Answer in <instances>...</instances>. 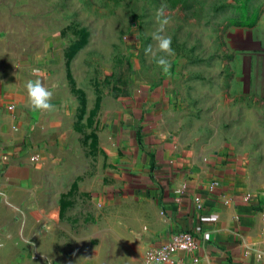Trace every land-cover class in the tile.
<instances>
[{
  "label": "crops",
  "instance_id": "obj_1",
  "mask_svg": "<svg viewBox=\"0 0 264 264\" xmlns=\"http://www.w3.org/2000/svg\"><path fill=\"white\" fill-rule=\"evenodd\" d=\"M254 28L264 32V14ZM37 78L53 92L51 110L29 105L24 85ZM57 81L38 58L0 47V264L33 255L145 264V252L177 230L191 232L197 249L163 264H264V180L230 138L219 96L190 118L170 89L137 85L84 160L80 144L65 141L70 113Z\"/></svg>",
  "mask_w": 264,
  "mask_h": 264
},
{
  "label": "rangeland",
  "instance_id": "obj_2",
  "mask_svg": "<svg viewBox=\"0 0 264 264\" xmlns=\"http://www.w3.org/2000/svg\"><path fill=\"white\" fill-rule=\"evenodd\" d=\"M262 14L264 0H0V47L38 58L58 80L70 113L65 141L80 144L81 159L120 99L137 85H162L190 118L213 110L219 96L230 138L264 180V32L254 28ZM165 17L160 34L171 37V55L153 39ZM149 46L155 56L146 54ZM160 56L171 63L168 75L156 64ZM63 158L71 169L70 151Z\"/></svg>",
  "mask_w": 264,
  "mask_h": 264
},
{
  "label": "clouds",
  "instance_id": "obj_3",
  "mask_svg": "<svg viewBox=\"0 0 264 264\" xmlns=\"http://www.w3.org/2000/svg\"><path fill=\"white\" fill-rule=\"evenodd\" d=\"M163 16V11L159 10L157 13L158 19ZM167 23V18H163L161 20L160 29L153 34V39L157 42V48L167 54L171 55L173 53L172 49V39L169 36H163L160 33L163 30V24ZM146 54L151 53L155 56V52H153L152 47L149 46L145 49ZM156 64L160 66L161 71L168 75L171 68V63L169 59L165 56H160L156 59ZM26 95L28 98V102L30 107L33 110L39 111H47L53 108V104L51 103L53 92L49 88L45 87L41 79L37 78L35 80H28L25 85ZM46 264H53V260L51 258L47 259Z\"/></svg>",
  "mask_w": 264,
  "mask_h": 264
},
{
  "label": "built area",
  "instance_id": "obj_4",
  "mask_svg": "<svg viewBox=\"0 0 264 264\" xmlns=\"http://www.w3.org/2000/svg\"><path fill=\"white\" fill-rule=\"evenodd\" d=\"M197 200V199H196ZM197 249V242L189 231L177 230L169 234L168 240L145 252V264H163L173 262V256L180 251L192 253Z\"/></svg>",
  "mask_w": 264,
  "mask_h": 264
}]
</instances>
